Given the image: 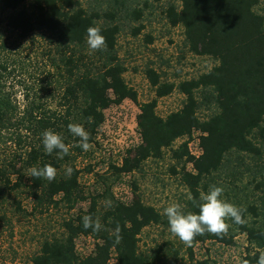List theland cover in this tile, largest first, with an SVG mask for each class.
<instances>
[{
  "label": "trees",
  "instance_id": "trees-1",
  "mask_svg": "<svg viewBox=\"0 0 264 264\" xmlns=\"http://www.w3.org/2000/svg\"><path fill=\"white\" fill-rule=\"evenodd\" d=\"M26 2L0 0V148L10 151L0 166V197L24 189L34 210L63 207L71 213L61 223V235L44 240L30 264H109L112 258L115 264H158L139 253V237L144 229L163 222L161 214L142 201L135 183L131 184L127 202L115 198L111 189L114 182L139 171L147 160L162 159L164 151L181 165L178 172L174 167L170 171L178 175L188 192L187 213H198L202 195L213 186L221 187L226 194L221 175L238 191L235 183L241 182L240 168L257 174L258 181L256 177L251 180L264 194V164L260 165L264 163V16L256 12L260 0H178V7L168 5L164 17L170 27L183 30L188 52L209 58L216 65L178 83L162 80L147 68L145 77L154 98L144 103H138L137 92L123 77L126 69L117 53L121 32L117 8H86L78 0ZM130 16L139 20L141 11L134 9ZM89 27L101 29L106 48L89 49ZM142 29L137 28L133 36ZM146 42L151 44V37ZM35 51L43 59L40 90L51 102L41 101L34 93L30 100L25 94L19 104L7 89L8 76L23 70L25 60ZM174 92L184 98L181 108L165 118L158 116L157 101ZM126 100L138 108L139 144L125 152L119 165L110 164L106 173L95 174L100 192L86 195L79 178L93 171L76 167L86 151L68 125H82L89 133L91 148L97 144L104 111ZM202 108L209 112L204 119L199 117ZM45 130L63 137L69 149L63 159L55 152L49 155L44 151L41 138ZM194 134L198 156L192 155L188 147ZM178 140L184 141L174 147ZM246 159L253 166L246 165ZM45 165L56 169L54 179L32 176L33 168ZM187 165H191L190 171ZM66 167L73 169L71 176L65 175ZM237 193L235 206L242 209L244 222L235 224L229 218L227 232H205L190 244L184 242L190 264H217L209 259L195 260L193 248L206 242L230 247L240 235L245 237L247 247L237 264H257L264 255V205L249 202L245 192ZM81 203H87V208L75 211ZM85 215L100 221L99 232L83 228ZM7 223L0 215V224ZM117 225L119 240L114 232ZM79 237L94 242L87 256L76 252Z\"/></svg>",
  "mask_w": 264,
  "mask_h": 264
},
{
  "label": "rangeland",
  "instance_id": "rangeland-1",
  "mask_svg": "<svg viewBox=\"0 0 264 264\" xmlns=\"http://www.w3.org/2000/svg\"><path fill=\"white\" fill-rule=\"evenodd\" d=\"M27 0L26 4L29 5ZM84 7L92 9L117 8L118 23L121 32L117 41V53L126 72L124 80L137 92L138 103H144L154 98L146 77L145 70L153 69L162 80L178 83L189 80L206 73L216 63L203 57H197L188 52L184 42L183 30L180 27L172 28L164 17L168 5L179 6L178 0H78ZM134 9L141 11L139 20L130 16ZM109 10V11H110ZM256 12L264 16V0H260ZM140 26L143 27L136 37L133 33ZM151 37L152 43L148 44L147 38ZM28 54V51L27 53ZM31 60V61H29ZM23 70H16L7 80V89L15 97V101L22 104L23 97L27 94L32 99L34 93L38 94L41 101L51 102L46 92H41L40 81L44 74L43 59L37 52L31 53L30 59L25 60ZM37 65V67H36ZM184 98L177 92L157 101L156 113L165 118L168 114L179 110ZM208 111L202 108L199 117L204 119ZM137 106L124 101L118 106H111L104 111V123L97 135V144L93 145L76 161L79 170L89 167L93 173L80 175V183L86 195H95L100 192V181L97 182L95 174L107 172L110 164L119 165L125 152L139 144V135L136 129ZM184 140H178L177 147ZM197 134L192 136L189 151L192 155H199ZM10 155V151L2 146L0 148V166ZM246 165L253 166L249 159ZM264 164L262 161L260 165ZM180 164L170 158V153L164 151L160 160H147L139 171L122 176L112 185V195L124 202L131 198L132 183L138 188L142 201L154 207L162 216L160 225L144 229L139 237V253L153 258L158 264H190L186 254L187 246L169 231L167 217L163 209L171 204H178L181 211L187 213L188 192L180 184L178 175L170 171L172 167L178 172ZM186 169L191 170V165ZM243 172L241 182H236L238 191L229 185V179L221 175V185L227 187L226 194L222 193L221 199L235 205L234 195L245 192L249 202L264 205L262 188H256L253 175L240 168ZM254 169V168H253ZM14 181V179H13ZM113 181V180H112ZM231 188V190H229ZM241 195V193H240ZM251 195H254L252 198ZM246 198V197H245ZM103 205V204H102ZM87 203L77 205L75 211L86 209ZM32 202L28 199L24 189L0 197V215L6 217L7 224H0V264H30L31 258L36 255L44 240L59 237L62 233L61 223L71 213L65 208L49 209L39 212L34 210ZM74 212V211H73ZM72 212V213H73ZM229 224V219L226 220ZM93 240L79 237L76 242V252L80 256H87L93 250ZM247 242L244 236H237L234 245L225 247L214 242L198 244L193 248L195 260L215 261L217 264H237L245 254ZM109 264H115L114 258Z\"/></svg>",
  "mask_w": 264,
  "mask_h": 264
},
{
  "label": "clouds",
  "instance_id": "clouds-1",
  "mask_svg": "<svg viewBox=\"0 0 264 264\" xmlns=\"http://www.w3.org/2000/svg\"><path fill=\"white\" fill-rule=\"evenodd\" d=\"M87 45L90 50H100L106 48L105 37L101 34L99 27H89L87 29ZM69 132L74 137H79V146L87 151L90 148L89 133L79 124L68 125ZM41 144L44 151L51 155L55 152L59 159H63L68 154V147L63 142L61 134L52 130H45L42 133ZM73 169L65 168V175L71 176ZM33 177H43L48 180L55 178L56 169L51 165H45L43 168H33L31 170ZM223 189L213 186L210 190L203 194L202 203L198 205V213H184L178 204H171L163 209L164 215L169 223L170 233L185 243H191L197 235L205 232L220 235L227 232L229 225L227 219H231L235 224H242V209L221 199ZM107 206H111V202H107ZM82 225L85 230L91 228L93 232H99L102 225L99 220L93 221L92 217L85 215L82 218ZM119 225L114 229L117 234L116 239L119 240ZM257 264H264V255L258 258Z\"/></svg>",
  "mask_w": 264,
  "mask_h": 264
}]
</instances>
